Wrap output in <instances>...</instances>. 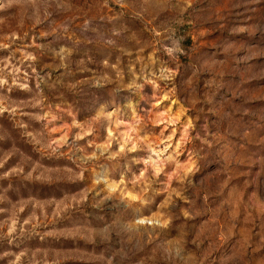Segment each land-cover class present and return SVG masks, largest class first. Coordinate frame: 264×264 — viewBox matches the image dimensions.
<instances>
[{"label": "rangeland", "instance_id": "374dc122", "mask_svg": "<svg viewBox=\"0 0 264 264\" xmlns=\"http://www.w3.org/2000/svg\"><path fill=\"white\" fill-rule=\"evenodd\" d=\"M0 264H264V0H0Z\"/></svg>", "mask_w": 264, "mask_h": 264}]
</instances>
